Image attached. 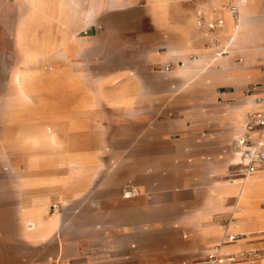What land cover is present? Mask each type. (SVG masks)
<instances>
[{"label":"crops","instance_id":"1","mask_svg":"<svg viewBox=\"0 0 264 264\" xmlns=\"http://www.w3.org/2000/svg\"><path fill=\"white\" fill-rule=\"evenodd\" d=\"M243 3L256 13L254 19L241 26L239 43L235 44L230 36L225 5L237 4L236 0H0V201L5 200L6 195L10 197L12 191L9 169L15 167L17 179L16 170L20 169L23 159L13 160L10 154L29 152L27 143L22 142L23 135L27 128L33 129L45 120L44 108L55 109L57 116L61 113V104L72 106L74 110L81 108L83 112L78 109L66 119L87 120V106L92 102L108 103L107 92L92 97L90 90L93 74H101L96 78L99 88L107 82L109 55L121 57L122 64H131L130 70L137 74H152V66L157 64L167 66L166 70L172 73L185 60L199 58L195 76L189 80L176 76L180 80L178 86H165L169 90L158 96L159 101L187 106L213 103L220 97L236 98L231 108L219 110L212 117L218 122L227 118L233 125L227 132L228 146L222 164L228 168L237 163L231 159V141L243 124L234 122L244 121L251 109L264 108V0ZM220 17L225 20L223 27L212 28L210 22ZM200 18H204L202 23ZM250 26H256L257 36L244 34V29ZM19 28L23 38L21 45L17 37ZM214 54L220 56L214 60ZM172 64L176 65L170 70ZM16 65L34 74L32 90H36L29 103H26L28 95H13L16 85L12 73ZM126 70L123 65L116 72ZM61 89L68 90L66 102L60 100ZM173 89L179 91L173 93ZM45 90L50 93L47 100L40 95ZM148 97L154 103L155 95ZM202 115L203 112H198L195 118ZM189 149L190 146L186 151ZM2 153L8 154L7 157ZM26 165L28 167V162ZM201 174V182L212 177L210 171ZM257 176L253 185L260 187L259 194L244 213L245 230L241 233L250 232L243 240L248 238L250 243H261L252 248H264V206L257 205L264 199V169L257 172ZM235 179L233 177V182L228 184L227 198L235 196ZM121 186L122 202L116 212H108L106 201L96 202V194H91L92 208L74 214L60 211L58 228L46 238L27 236L22 218L14 233L4 225L3 235H0V264H193L191 261L201 249L218 240L216 230L209 228L218 223L206 224L205 221L213 220V216L208 215L223 209L217 207L211 213L202 207L174 227L167 210L162 213L149 210L142 214L148 219L141 221L140 211L126 209L125 201H133L143 189L134 179L122 182ZM45 201L35 200V204ZM50 204L47 203L48 207ZM52 213L48 208V214ZM230 216L235 218L234 214ZM205 228L209 231L205 232ZM173 230L179 232L190 247L173 246ZM227 231L240 232L231 225L227 229L225 225L223 235ZM251 234L256 236L251 237ZM161 238L163 240H159ZM244 246L242 241L239 248ZM247 262L264 264V258L233 264Z\"/></svg>","mask_w":264,"mask_h":264},{"label":"rangeland","instance_id":"2","mask_svg":"<svg viewBox=\"0 0 264 264\" xmlns=\"http://www.w3.org/2000/svg\"><path fill=\"white\" fill-rule=\"evenodd\" d=\"M244 1L236 0L239 9L245 7L254 16L256 13L254 8L243 3ZM28 2L31 1L28 0ZM227 12L226 17L229 23ZM256 30V26H250L244 29V34L255 37L258 35ZM17 37L18 44L21 45L23 39L21 38L20 28ZM114 52L116 51L114 50ZM218 56L220 55L216 54L215 56L214 54L213 59L215 60ZM225 59L227 58L225 57ZM121 61V57L108 56L107 82L103 83L101 88L98 87L99 84L96 80L98 75L101 74H93V87L90 90L92 97L107 92L108 103L100 105L92 102L91 105L87 106L86 113L89 114L87 120L66 119V124L58 126L59 147H43L40 144L28 143L27 149L34 150L33 152L12 153L10 156L13 160L22 157L20 168L25 170L27 169L26 163L33 154L60 155L63 153L62 150L65 146L68 145L65 148H70L76 137L84 136L88 142L80 145L73 144L70 149L74 150V152H71L74 154L87 150L86 153L90 157V161L93 162L92 181L80 195L74 196L71 194L68 205H64L60 200H57L56 208L51 203L49 207L51 212L59 209L61 212H66V214L70 211L74 214L75 211L79 213L82 210L90 209L92 205L89 202V197L91 194H96V202L105 200V208L108 212L114 213L120 208L122 202L119 195L122 182L134 179L139 184L138 187L143 189V192H138L133 201H125V208L128 210L138 209L141 213V221L148 219L147 216L142 214H147L149 210L154 209L160 213L167 210L172 215L170 219L172 220V227H174V224H178L182 218L192 217L202 207L205 211L211 210V213L214 208L219 207L223 210L209 214L208 216H213V220L205 221V223H218L209 228L216 230L219 236L218 240L214 242L222 241L226 219L231 214L235 215L232 222L237 219L233 205L237 203L238 198L236 196L226 197L229 190L228 184L233 182V177L245 176H243L238 163L230 165L228 167L229 171H227V167L223 166L222 159L226 155L228 146L227 132L233 125L229 123L227 118L218 122L215 117H212V114L224 108H231L236 98L220 97L213 103L204 105L162 104L158 96L169 90L165 86L171 84L178 86L180 80L176 76L186 80V77L178 69L182 66L196 70L195 65L200 61L199 58L191 61L185 60L184 64H180L179 68L173 70L172 73L167 71V66L163 64L154 65L152 66V74L134 73L130 70L131 64L125 65ZM123 65L127 70L116 72ZM175 65L172 64L170 70L174 69ZM18 66L16 65L15 69ZM111 76H118L117 81L111 82ZM104 81L102 80V82ZM29 85L32 88V81L29 82ZM35 90L33 89L27 96L26 103L32 100ZM178 91V89L172 90L173 93ZM60 92L61 102H66L68 100V90L61 89ZM15 93L16 90H13V95ZM49 94L45 90L40 95H44V100H47ZM151 95H155L154 103L149 100L148 96ZM47 110L48 112H45ZM77 110L83 112L81 108H77ZM77 110H74L72 106L68 108L67 105H60V114H65L66 118L72 116ZM51 111L50 107L42 110L45 114L56 113L55 109L54 112ZM198 112H203V115L195 118V114ZM188 115L191 117L186 118ZM243 122L239 120L234 124H243ZM182 128L187 133L181 131ZM233 133H236L235 127ZM231 143L233 146L235 145L234 138ZM189 146L191 149L186 151ZM7 155L2 153L3 157H7ZM45 168L47 167H41L40 172H44ZM69 170L70 167L64 171ZM204 171H210L212 177L201 182L203 180L201 179V173ZM9 172L13 184L10 197L6 195V199L0 201V235H3L4 225L13 233L18 231L19 221L21 218L24 219L19 176L16 171L17 179L15 178V167L10 168ZM128 191H133V189H128ZM124 195L128 197L127 194ZM96 202L92 204H96ZM257 205L259 207L264 206V199H260ZM160 220L163 219L160 218ZM232 222L231 227L244 232L243 225L235 227L234 225L237 222L235 224H232ZM209 228H205V232H208ZM252 231L255 232L256 230L253 229ZM255 236L256 234H251V237ZM171 241L172 245L178 248L190 247L189 242L183 239L182 235L175 230L171 233ZM242 241L245 246L239 248ZM233 243H238L237 249L229 250L236 251L237 261L235 262H245L244 255L241 253L249 248L261 245V243H250L248 238L244 240L240 238ZM214 247L213 245L205 246L191 263L202 262ZM223 264H233V262ZM247 264L250 263L247 262Z\"/></svg>","mask_w":264,"mask_h":264},{"label":"bare ground","instance_id":"3","mask_svg":"<svg viewBox=\"0 0 264 264\" xmlns=\"http://www.w3.org/2000/svg\"><path fill=\"white\" fill-rule=\"evenodd\" d=\"M30 1L33 2L34 0ZM159 2H162V0H159ZM246 9L247 8L245 7L240 8L239 19L234 18L230 11L227 12L231 31L230 36L235 44L239 43L238 33L241 26L244 25V22L248 21L249 23V20L254 19V16ZM178 71L186 77V80H189L195 76L197 70L181 66ZM33 75L34 74H30L27 69L21 68L20 66L14 70L12 79L13 83L16 85L17 96L23 97L31 93L32 88L30 87L29 82L32 81ZM117 78L118 76H111L110 81L116 82ZM45 112H48V110ZM44 118V123L37 125L33 129L31 127L27 128L26 134L23 135V143L40 144L43 147L58 146L57 127L66 124V115L60 114L57 116L56 113H54V115L48 113L47 115L45 114ZM86 142H88L86 137L79 136L75 138L72 144H70L72 146L73 144L80 145L85 144ZM65 147L62 150L63 153L60 155L33 154L29 157L27 169L23 170L20 168L16 170L21 183V205L24 214L25 232L29 237L46 238L58 228L61 212L57 209L52 214H48V202H51L55 207L57 200H60L64 205H68L70 195H80L90 184V181H92L91 174L93 172V162L90 161V157L86 153L87 150L74 154L71 153L74 152V150ZM231 155V159L235 160L237 163L240 162L241 156L238 147H231ZM44 166L47 168H45L44 172H40V168ZM69 167V171H64L65 169L68 170ZM257 178V173L245 177L237 176L233 183L236 187L234 194L238 198L236 200L237 203L234 205L237 219L232 222V224L237 222L234 225L235 227L245 224L244 213L249 208L254 196L259 194L260 187L253 185ZM35 200L46 201L40 203V205H36ZM237 244L238 243L233 242L222 243V241L218 243L214 242L212 245L215 247L212 250L210 249V252H214L218 249V246L219 250L224 253L229 250L237 249Z\"/></svg>","mask_w":264,"mask_h":264},{"label":"built area","instance_id":"4","mask_svg":"<svg viewBox=\"0 0 264 264\" xmlns=\"http://www.w3.org/2000/svg\"><path fill=\"white\" fill-rule=\"evenodd\" d=\"M225 8L229 10L235 18L239 17V6L237 4H226ZM204 18H200L202 23ZM225 24L224 18L220 17L217 20L210 22L212 28H221ZM235 143L240 150V162L243 176L254 174L264 169V108H255L247 112L243 125L235 136ZM230 216L226 219L227 229L231 225ZM249 236V233H241L227 231L222 238V243L236 242L238 239ZM218 249L214 252H209L202 264H223L226 262L237 261V253H223ZM245 260L255 262L264 258V248H250L241 253Z\"/></svg>","mask_w":264,"mask_h":264}]
</instances>
